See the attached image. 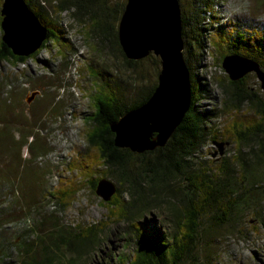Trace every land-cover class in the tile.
Returning a JSON list of instances; mask_svg holds the SVG:
<instances>
[{
    "label": "rangeland",
    "instance_id": "rangeland-1",
    "mask_svg": "<svg viewBox=\"0 0 264 264\" xmlns=\"http://www.w3.org/2000/svg\"><path fill=\"white\" fill-rule=\"evenodd\" d=\"M31 1L48 20L56 19L59 33L55 39L44 41L24 62L0 60V264H19L15 243L24 238L33 243V236H29L32 229L35 233L46 231L52 224L89 226L106 219L108 209L104 203L108 201L97 196L88 181L100 172L86 177L79 168L87 154L84 133L87 117L93 111L92 96L105 81L119 90L126 102H132L141 90L157 82L159 71L158 58L152 54L133 67H125L119 54L110 51L107 44H98L87 25L74 20L70 10L57 16L52 13L51 6L60 0ZM125 1L106 0L110 7ZM203 1L208 6L200 7L201 48L192 47L187 59L190 72L202 86L194 108L206 112L210 116L208 127L220 132L231 114L247 118L257 112L247 106L238 112L222 110L218 80L229 79L221 67V48L214 46L216 34L221 32L227 37L224 50L233 49L229 43H238L249 52V58L262 60L264 66V49L259 45L264 41V0ZM178 4L186 14L194 5L193 0H178ZM187 39L192 43L190 35ZM184 52L183 48V56ZM242 78L243 86L264 102V90L254 73ZM214 140L224 142L222 154L207 138L193 156L198 168L214 166L237 153L233 142L219 136ZM240 150L245 155L250 147L243 144ZM130 165L134 169V164ZM252 174L254 191H262L264 165L254 166ZM105 178L120 187L113 177ZM69 181L74 182V194L60 206L50 194ZM167 181V187L152 190L170 201L171 191L180 189L182 182L173 175ZM245 183L244 177L241 185ZM122 196L128 200L127 194ZM169 206L157 204L136 212L129 220L108 221L99 231L95 249L80 256L60 254L59 264H123L121 259L131 256L137 234L132 222L146 228L147 241H153L151 232L169 241L173 227ZM194 259L193 264H264V192L254 205L241 208L218 229L203 219Z\"/></svg>",
    "mask_w": 264,
    "mask_h": 264
},
{
    "label": "trees",
    "instance_id": "trees-1",
    "mask_svg": "<svg viewBox=\"0 0 264 264\" xmlns=\"http://www.w3.org/2000/svg\"><path fill=\"white\" fill-rule=\"evenodd\" d=\"M25 2L47 28L45 41L58 37L59 28L56 19L48 20L31 0ZM193 3V9L188 14L180 11L185 50L183 57L191 83V106L182 122L163 147L141 154L115 147L109 124L115 122L127 110L145 102L156 83L146 90H141L132 102H126L119 90L117 91L108 82L103 81L99 84V90H96L92 96L93 111L86 120L88 128L84 136L87 154L79 163V168L86 177H90L93 172H100L99 176L88 179L93 190L97 180L106 176L113 177L119 183L120 187H116L110 200L104 203L108 209L106 219L89 226L78 225L69 228L52 224L46 231L37 230L35 233L32 229L29 236H33V243H27L26 238L15 243L19 264H59L60 254L64 255L68 252L76 256L86 254L91 248H96L99 231L108 221L123 218L129 220L138 211L165 203L170 205L168 210L173 226L169 241L165 242L158 232H151L153 241H147L146 228L140 223L132 222L137 231L134 248L131 256L122 257V263L193 264L203 219L208 221L210 227L218 229L241 208L254 205L255 200L264 192V189L254 191L252 187L255 178L252 174L253 167L264 165V102L260 97L243 86V78L225 82L218 80L223 95L224 112H238L242 106L257 112V115L247 118L231 114L230 120L220 132L208 127L210 116L206 112L194 108L202 86L190 72L187 57L191 56L192 47L201 48L200 14L203 10L200 7L203 5L207 7L208 3L203 0H193ZM124 4L123 2L110 7L106 0H60L51 7L52 13L56 16L70 10L69 14L74 20L87 25L88 33L98 44L101 46L107 44L110 51L119 54L125 67H133L138 60L126 59L117 40V23ZM189 35L193 39L192 43L188 42ZM216 39V42H213L219 50L221 48V59L227 54L249 56V52L238 43H229L234 46L233 49L224 50L225 44L228 43L227 37L221 32L216 34ZM259 45L264 49V41L259 42ZM27 57L12 54L0 39V60L24 62ZM258 63L263 70L262 60ZM218 136L233 142L237 153L231 159L222 158L214 166L198 168L194 164L193 156L200 151L207 138L214 142ZM243 144L250 147L245 155L240 154V147ZM130 164H134V169ZM169 175L182 182L180 189L171 191V202L160 197L159 192L152 190L154 187H167ZM249 175L251 178L248 179ZM244 177L246 183L241 185ZM65 184L58 187L54 194H50L60 206L65 204L67 197L70 198L74 194V182L69 181L67 186ZM123 185H126L125 190ZM152 191L154 193L150 194ZM123 193L127 194V201L123 200Z\"/></svg>",
    "mask_w": 264,
    "mask_h": 264
},
{
    "label": "water",
    "instance_id": "water-1",
    "mask_svg": "<svg viewBox=\"0 0 264 264\" xmlns=\"http://www.w3.org/2000/svg\"><path fill=\"white\" fill-rule=\"evenodd\" d=\"M0 16V39L12 54L30 56L45 41L47 28L25 0H2ZM181 29L178 0L125 1L117 23L121 51L126 59L134 61L149 54L158 57L159 72L149 98L109 124L115 147L137 154L163 147L189 110L191 83L183 57ZM221 67L230 81H237L253 72L264 90V71L255 60L239 54H227L221 59ZM213 143L222 154L224 142ZM94 191L107 202L115 193L116 186L107 178H99Z\"/></svg>",
    "mask_w": 264,
    "mask_h": 264
}]
</instances>
